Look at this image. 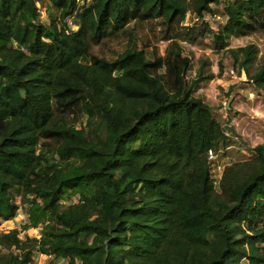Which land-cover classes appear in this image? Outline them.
<instances>
[{
  "label": "trees",
  "instance_id": "16d2710c",
  "mask_svg": "<svg viewBox=\"0 0 264 264\" xmlns=\"http://www.w3.org/2000/svg\"><path fill=\"white\" fill-rule=\"evenodd\" d=\"M47 1L0 0V224L21 209L24 231L41 227L39 239L0 231V264L35 252L64 264H264V144L215 188L207 151L227 142L194 96L214 76L202 61L190 85L180 45L209 39L264 92V66L250 71L258 48L228 49L264 29V0L216 9L215 28L204 15L218 0ZM188 14L198 20L181 26ZM154 20L170 43L148 60L128 29ZM119 34L121 55H91ZM76 111L79 129L66 118Z\"/></svg>",
  "mask_w": 264,
  "mask_h": 264
},
{
  "label": "rangeland",
  "instance_id": "374dc122",
  "mask_svg": "<svg viewBox=\"0 0 264 264\" xmlns=\"http://www.w3.org/2000/svg\"><path fill=\"white\" fill-rule=\"evenodd\" d=\"M42 1L44 5L48 2L47 0ZM85 1V3L89 2V0ZM39 9L40 16L43 21H45V9L43 7H40ZM188 17L189 16H186V20L184 23L182 22L181 26L186 27L192 25L193 22H188ZM67 21H69L68 23H71V19ZM130 29L134 31L137 47L144 51L148 60L164 56V51L169 46L170 41L165 40L166 30L165 27L160 24L159 20L137 23L135 25L132 24L129 26L128 30ZM128 39V35L125 34H119L112 38L104 39L101 43L93 45L90 49V53L98 58L114 60L125 51L128 45ZM209 44V39L200 40L196 45L180 42L183 49V55L187 56L191 62V69L186 78L190 85H192L195 79V71L201 65L202 61H206L208 63V66L204 69L205 75L212 74L214 76L213 80L202 82L196 90L194 96L201 98L203 102L209 106L214 117L219 121V123H221L222 126H225V129L229 130V127H231L229 126L230 121L233 118H237L242 119L240 126L246 128L247 131L256 129L260 133L262 123L260 117L264 116V92L255 89L252 83H246L247 76L243 71L240 72L236 66L232 65V61L229 58L227 51L219 53L215 52L210 48ZM250 44H253L258 48L256 62L250 69V71L254 73L259 66H264V29L257 30L255 33L246 37L231 38L228 49H236ZM157 74L161 77L167 87H171L173 77L167 68H162L157 72ZM229 101L231 113L227 116L225 106ZM255 105H257L258 109L262 113L259 117L251 119L245 111L247 110L249 113L248 109L254 108ZM241 106H243L246 110L240 109ZM68 115L69 117H66L67 120L76 124L77 129L84 126L86 117H83L78 111ZM252 115L254 114H250V116ZM226 118H228V121H226ZM246 140L248 139L246 138ZM227 148L229 149L227 150ZM253 149L254 148H251L245 140L244 143L231 141V144L221 148V158L225 157L227 152H229L230 155L225 158L223 163H220V167H224L229 159L232 162L233 160L230 157L234 160L241 157L239 156V151H241L244 156L247 154L250 156V154H253ZM235 162L240 161L235 160ZM212 167L214 171L213 174L211 173V178L214 180L217 174V165L213 164ZM214 186L217 189V185L214 184ZM74 201L75 199L71 200V202ZM67 203L69 202H66V204ZM25 208H27V206H25ZM26 223L27 220L24 211L19 209L13 220L0 224V231L8 232L16 229L19 232V237L21 239H24L26 235L30 238L39 239L41 227L24 231L23 225ZM32 264H64V261L58 260L52 263L46 255L35 252ZM241 264H245V262L243 261Z\"/></svg>",
  "mask_w": 264,
  "mask_h": 264
},
{
  "label": "built area",
  "instance_id": "2783aa9c",
  "mask_svg": "<svg viewBox=\"0 0 264 264\" xmlns=\"http://www.w3.org/2000/svg\"><path fill=\"white\" fill-rule=\"evenodd\" d=\"M234 0H218V2L214 5H211L210 7V11L207 12L204 15V21L206 23H208L211 27L215 28L216 27V23L219 22L221 20V18L219 17V15L214 12L216 9H223V7L229 3L232 2ZM187 16L189 20H193L196 21L198 20V18L196 16H191L190 14H188ZM188 20V22H189ZM254 115L249 116V118L253 119L255 117H259L260 113L259 111L256 113H252ZM226 115L228 116L227 112ZM261 119V131L260 133L256 130V129H252L251 131H247L246 128H243V126H240V122L242 121V119H232L229 123V126H231L234 129L235 135H232L230 133V131H228L227 129H225V126L223 127V131H224V137L225 138H230L231 141H235L237 143L242 142L244 143V140L247 144H249V146L251 148H255L258 145H262L264 144V116L260 117ZM226 121H228V118H226ZM246 138L248 140H246ZM229 148H227L228 150ZM225 150V151H227ZM221 149H219L218 151L215 150H208L207 151V162L210 165V174H213V167L212 165L216 163H220V153H221ZM234 162H231L230 159L228 160V162L226 163L227 165H230ZM225 165V166H227ZM224 166V167H225ZM224 167H220V164H217V174L214 180H212L213 184L218 185V181L220 179V176L222 174V171L224 169ZM222 168V169H221ZM48 259H52L51 256H47Z\"/></svg>",
  "mask_w": 264,
  "mask_h": 264
},
{
  "label": "crops",
  "instance_id": "0c3cea01",
  "mask_svg": "<svg viewBox=\"0 0 264 264\" xmlns=\"http://www.w3.org/2000/svg\"><path fill=\"white\" fill-rule=\"evenodd\" d=\"M256 107V108H255ZM255 107L254 108H249L248 110H249V113H248V111L243 107V106H241L240 107V109H242V110H246L245 112H247V114H248V116H250V114H252V113H256V112H258L259 111V113L261 114L262 112H260V110L258 109V107H257V105H255ZM230 129L228 130V131H230V133L232 134V135H235V132H234V129L232 128V127H229ZM225 140H226V142H227V145L226 146H228L229 144H231V139L230 138H225ZM253 151V150H252ZM240 153H239V156H241V157H238V158H236L235 160H238V161H242V160H246V159H249L252 155L250 154V156H249V154H247L246 156H244V155H242V153H241V151H239ZM227 155H225V157H222V158H220V163H223L224 161H225V158L228 156V155H230L229 154V152H227L226 153ZM249 156V157H248ZM246 157V158H245ZM233 161L232 162H235V160L232 158V157H230ZM220 163H216V165L217 164H220ZM225 165H227V164H225Z\"/></svg>",
  "mask_w": 264,
  "mask_h": 264
},
{
  "label": "water",
  "instance_id": "95a60500",
  "mask_svg": "<svg viewBox=\"0 0 264 264\" xmlns=\"http://www.w3.org/2000/svg\"><path fill=\"white\" fill-rule=\"evenodd\" d=\"M229 104H230V101H229L228 104L225 106V109H226L227 111L230 110V106H229Z\"/></svg>",
  "mask_w": 264,
  "mask_h": 264
}]
</instances>
